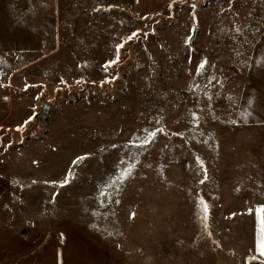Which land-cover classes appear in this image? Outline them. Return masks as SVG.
Segmentation results:
<instances>
[{
	"label": "rangeland",
	"instance_id": "obj_1",
	"mask_svg": "<svg viewBox=\"0 0 264 264\" xmlns=\"http://www.w3.org/2000/svg\"><path fill=\"white\" fill-rule=\"evenodd\" d=\"M138 4L0 0V217L95 264H264V0Z\"/></svg>",
	"mask_w": 264,
	"mask_h": 264
},
{
	"label": "crops",
	"instance_id": "obj_2",
	"mask_svg": "<svg viewBox=\"0 0 264 264\" xmlns=\"http://www.w3.org/2000/svg\"><path fill=\"white\" fill-rule=\"evenodd\" d=\"M171 0H138V8L140 9H160L163 6H167V4ZM148 14V13H147ZM145 15V14H144ZM12 98L10 97V92L7 93L5 90L0 88V125L6 122L9 119L10 112L7 110V113L2 112V110L7 107V103L10 102ZM4 217V218H3ZM0 217V264H25L22 258V261L18 258L21 255V252L29 251V255L31 253L39 255L36 256V259L50 258L51 264H67L68 259L74 255L73 251L80 244L83 246L84 243L89 247V260L87 264H95L96 261V253L93 249L92 239L85 234V232L81 231L79 228L72 229L70 227V231L68 233L60 232L58 233L60 252L58 255L55 254L54 248L57 246L56 237L52 238L51 252L47 253L46 247H36L34 248L31 245L39 244L41 241V229L42 227H48L51 232L55 234V226L54 222L48 223L43 219H26L22 216L17 215H9ZM46 230V229H45ZM70 233V234H69ZM22 235L23 238L19 236ZM73 236V237H72ZM19 238L20 240H18ZM72 238L71 247L72 250L69 252L68 249L65 250L67 239ZM23 241V242H22ZM87 247V246H84ZM34 248V249H33ZM42 248V249H41ZM53 250V251H52ZM68 259H67V258ZM25 258V257H24ZM33 259V257H32ZM80 259L78 251L75 254V259L72 264H78ZM77 261V262H76ZM33 262V261H32ZM31 262V264H32ZM49 263V262H48Z\"/></svg>",
	"mask_w": 264,
	"mask_h": 264
},
{
	"label": "snow or ice",
	"instance_id": "obj_3",
	"mask_svg": "<svg viewBox=\"0 0 264 264\" xmlns=\"http://www.w3.org/2000/svg\"><path fill=\"white\" fill-rule=\"evenodd\" d=\"M138 34L137 33H133L132 36L128 37V40H132L133 38H135ZM120 47H123V45H119L118 48H117V52H119V48ZM119 59V56L117 55V60L116 61H112L110 62V64L112 63H116ZM206 63V62H205ZM205 63H201L198 68H197V72L199 73L201 69H203L205 67ZM109 65H106L105 67L107 68ZM27 123V122H26ZM151 136H155V133H150ZM78 159H84V158H78ZM75 163V162H74ZM131 173L130 171L129 172H126L124 174V178H127V176H129ZM67 179L65 180V184L67 183ZM203 182V181H202ZM115 183V181L113 182ZM63 187V185H61ZM201 205L203 206V211L205 212V219L207 218V205L204 203L203 200H201ZM258 212L260 213H264V207H262L261 209L258 210ZM261 223V228H260V236H259V239H258V247L260 249V254L262 256H264V219H261L260 221Z\"/></svg>",
	"mask_w": 264,
	"mask_h": 264
},
{
	"label": "water",
	"instance_id": "obj_4",
	"mask_svg": "<svg viewBox=\"0 0 264 264\" xmlns=\"http://www.w3.org/2000/svg\"><path fill=\"white\" fill-rule=\"evenodd\" d=\"M190 3L193 5L194 4V0H190ZM196 31H197V27H193L192 31H191V35H190L189 41H188V45L189 46H191L192 43H193ZM47 109H48L47 105L43 101H40V106L38 108V112L36 114H34L35 122L37 123L38 126L41 127L43 132H44L43 124L47 120V116H48L47 115L48 114L47 113ZM76 162H77V160H76Z\"/></svg>",
	"mask_w": 264,
	"mask_h": 264
},
{
	"label": "trees",
	"instance_id": "obj_5",
	"mask_svg": "<svg viewBox=\"0 0 264 264\" xmlns=\"http://www.w3.org/2000/svg\"><path fill=\"white\" fill-rule=\"evenodd\" d=\"M190 1V0H189ZM177 2H178V0H171L168 4H167V6H166V8L168 9V7L169 6H172V5H174V4H177ZM145 16H147V18H152L153 16H159L158 14H154V15H145ZM26 127V126H25ZM24 131H25V128L23 129Z\"/></svg>",
	"mask_w": 264,
	"mask_h": 264
}]
</instances>
